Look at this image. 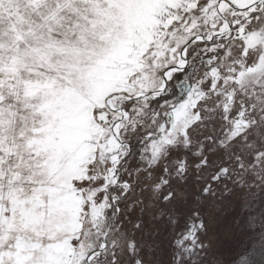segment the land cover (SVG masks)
Returning a JSON list of instances; mask_svg holds the SVG:
<instances>
[{
    "label": "snow or ice",
    "instance_id": "1",
    "mask_svg": "<svg viewBox=\"0 0 264 264\" xmlns=\"http://www.w3.org/2000/svg\"><path fill=\"white\" fill-rule=\"evenodd\" d=\"M0 264H264V0H0Z\"/></svg>",
    "mask_w": 264,
    "mask_h": 264
},
{
    "label": "rangeland",
    "instance_id": "2",
    "mask_svg": "<svg viewBox=\"0 0 264 264\" xmlns=\"http://www.w3.org/2000/svg\"><path fill=\"white\" fill-rule=\"evenodd\" d=\"M247 236L243 234V230L235 229L231 238L224 241L223 252L225 258L232 260L239 254V249L244 248Z\"/></svg>",
    "mask_w": 264,
    "mask_h": 264
},
{
    "label": "trees",
    "instance_id": "3",
    "mask_svg": "<svg viewBox=\"0 0 264 264\" xmlns=\"http://www.w3.org/2000/svg\"><path fill=\"white\" fill-rule=\"evenodd\" d=\"M261 199H262V198H258V199L254 202V207H255V208H257V209H260V208H261ZM241 230H243V229H239V231H241ZM248 242H249V238H247V241H246L245 246L248 244ZM245 246H244V248L239 249V251H238L239 254H241V253L244 251ZM239 254H238V255H239Z\"/></svg>",
    "mask_w": 264,
    "mask_h": 264
}]
</instances>
